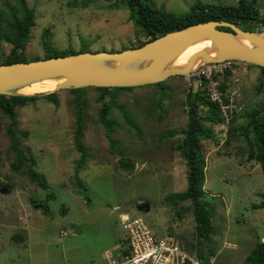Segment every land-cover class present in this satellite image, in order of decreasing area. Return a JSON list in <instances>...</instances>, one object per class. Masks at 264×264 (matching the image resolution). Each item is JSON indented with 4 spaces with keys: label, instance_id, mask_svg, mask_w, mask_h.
Masks as SVG:
<instances>
[{
    "label": "rangeland",
    "instance_id": "374dc122",
    "mask_svg": "<svg viewBox=\"0 0 264 264\" xmlns=\"http://www.w3.org/2000/svg\"><path fill=\"white\" fill-rule=\"evenodd\" d=\"M235 1L151 0V5L181 15L193 4L233 5ZM246 1H254L264 21V0ZM22 2L34 15L24 47L28 61L41 57L45 28L50 29L49 44L59 50L120 52L145 41L120 0ZM18 7V0H0V12L7 20L14 11L19 17ZM257 29L264 32V26ZM9 49L10 44L0 40V61ZM231 69L223 92L224 96L235 92L228 122L221 123L219 109L217 121L200 120L210 133L201 142L204 199L215 206L214 234L208 241L195 238L188 201L173 199L186 188V167L177 146L187 121L188 86L193 92L198 84L192 72L159 85L110 89L103 96L90 87L74 94L59 90L53 101L39 98L18 108L11 132L54 195L46 202L45 213L30 201L43 203L46 192L24 178L23 170L14 173L9 168L14 161L6 134L9 121L0 115V264L100 263L105 251L115 255L125 245L121 213L141 218L156 237L174 238L202 264H241L254 244L264 239V209H251L262 201L264 180L258 164L246 159L247 146L253 141L246 123L264 104V74L256 66L236 61ZM233 78L237 83L232 85ZM29 89L30 94L39 91ZM104 100L109 104L101 123ZM204 111L197 116H209ZM78 116L79 142L86 153L81 164L74 145ZM141 203L148 204L146 213L137 210ZM15 235L22 241H15Z\"/></svg>",
    "mask_w": 264,
    "mask_h": 264
},
{
    "label": "trees",
    "instance_id": "16d2710c",
    "mask_svg": "<svg viewBox=\"0 0 264 264\" xmlns=\"http://www.w3.org/2000/svg\"><path fill=\"white\" fill-rule=\"evenodd\" d=\"M121 4L127 8L130 13V20L136 27L139 28L141 35L145 38V41L139 43L137 47L160 37L166 33L183 29L190 25L203 23L206 21H225L233 24L237 28L246 32H259L257 29L259 26H264L259 16L258 10L254 1L236 0L233 5L220 2L218 4H193L187 12L181 15H174L167 13L159 9L154 8L151 5V0H120ZM19 2V17L15 11L11 12L9 20L3 17L0 12V40L10 44L8 53L0 61V64H12V63H24L30 62L24 55V47L30 39V31L34 26L33 9L24 6L22 0ZM3 27V28H2ZM222 31H229L227 28H220ZM50 35V29L45 28L41 33V57L32 58L31 61L49 59L54 57H62L71 54L83 53L86 50L81 48L75 52L71 48L56 49L48 42ZM131 49V48H125ZM123 49V50H125ZM264 74V69L259 68ZM219 81V92L223 95L224 88L227 85L226 74L218 75L214 74L213 79ZM196 89L191 92V84L188 86V91L185 95V104L188 108L187 121L185 129L182 130V140L177 146L178 151L184 161L186 167L185 183L186 188L183 192L174 195L173 199L179 201H188L189 208L191 210L194 221L195 238L208 241L210 236L214 234V228L211 224V218L215 212V206L204 199L205 193L203 191L204 185V170H205V158L202 153L201 142L207 140L210 133L204 129L200 120H218L219 111L215 103L210 102L207 99L206 91L203 87H199L203 84V81L198 80ZM154 84V85H159ZM101 93L108 94V90L114 91L126 90L131 88H93ZM78 89L69 90L71 93H76ZM39 98L44 100L53 101L54 93L46 95H32V96H2L0 95V115L7 118L9 121L6 134L10 141V150L14 156V161L10 164L9 168L15 173L23 170V177L29 182L36 185V187L46 192L44 202H34L31 200V204L34 208H40L43 213L47 210L46 202L54 198V195L49 191V186L45 178L34 170L35 162L31 157L25 156V154L18 148V144L15 140L14 134L11 132V127L15 124V112L18 108H22L29 103H34ZM76 103L82 106V102L79 96L76 95ZM109 103H102L100 110L99 120L102 121L107 113V106ZM205 109L204 113L209 114L199 117L198 112ZM79 113V111H77ZM202 118V119H201ZM80 116L77 118L78 124L75 130L74 145L79 152L78 163L84 162L86 157L85 151L81 148L79 142V135L81 129L79 125ZM247 127L252 134V144L247 146L246 159L254 160L260 169L262 178L264 180V104L260 111L252 112L248 116L246 123ZM129 167L127 164L125 165ZM262 201L258 204L251 205V209H264V191L261 194ZM62 214H65V208L61 209ZM15 235V241H22V237ZM241 264H264V239L263 241H257L248 255L243 259Z\"/></svg>",
    "mask_w": 264,
    "mask_h": 264
},
{
    "label": "water",
    "instance_id": "95a60500",
    "mask_svg": "<svg viewBox=\"0 0 264 264\" xmlns=\"http://www.w3.org/2000/svg\"><path fill=\"white\" fill-rule=\"evenodd\" d=\"M203 39L210 41L213 45L211 49L193 54L183 67H169L170 62L188 45ZM239 39H244L252 47L242 46ZM210 51H214V57H205V53ZM197 59L201 60V64L236 61L264 69V32L242 31L225 21H206L120 52H83L24 63L0 64V95L18 96L20 94L14 93V90L51 77L64 78L51 93L88 87L134 88L154 85L170 77L194 72L199 66L193 68ZM104 98L108 99L107 96ZM1 192L8 193V190ZM136 208L142 213L149 210L147 203H141Z\"/></svg>",
    "mask_w": 264,
    "mask_h": 264
},
{
    "label": "built area",
    "instance_id": "2783aa9c",
    "mask_svg": "<svg viewBox=\"0 0 264 264\" xmlns=\"http://www.w3.org/2000/svg\"><path fill=\"white\" fill-rule=\"evenodd\" d=\"M234 61L220 63H202L194 73L196 79L203 81L199 87L206 91L207 99L215 103L222 113L221 123L229 119V108H232L234 91L227 96L220 94L219 82L213 79L214 74L220 76L233 73L231 65ZM233 85L237 79L231 80ZM119 223L126 232L125 245L115 255L105 251L103 261L97 264H202L195 253L186 252L174 238L170 236H154L141 218L130 219L126 213L118 215ZM64 234V232H62Z\"/></svg>",
    "mask_w": 264,
    "mask_h": 264
},
{
    "label": "bare ground",
    "instance_id": "6f19581e",
    "mask_svg": "<svg viewBox=\"0 0 264 264\" xmlns=\"http://www.w3.org/2000/svg\"><path fill=\"white\" fill-rule=\"evenodd\" d=\"M238 42L246 47L250 48L252 47L251 44H249L247 41L244 39H239ZM213 45L208 41L207 39H203L200 41H196L190 45H188L184 50H182L169 64L170 68H179L183 67L184 65L187 64L189 61L190 57L200 51H204L205 49H211ZM205 53V52H204ZM205 57L207 58H213L214 57V51H210L209 53H205ZM198 65H201V60L197 59L193 65V68L197 67ZM192 68V69H193ZM189 75V74H188ZM64 80L62 77H51L47 79L40 80L38 82H34L30 85L23 86L21 88H18L14 90V93L17 92V94L24 95V96H32L36 95L38 93L41 94H48L51 93L56 85L58 83H61ZM29 88H37L39 91H34L28 93L30 91ZM36 93V94H34Z\"/></svg>",
    "mask_w": 264,
    "mask_h": 264
},
{
    "label": "crops",
    "instance_id": "0c3cea01",
    "mask_svg": "<svg viewBox=\"0 0 264 264\" xmlns=\"http://www.w3.org/2000/svg\"><path fill=\"white\" fill-rule=\"evenodd\" d=\"M261 241H262V239H261Z\"/></svg>",
    "mask_w": 264,
    "mask_h": 264
}]
</instances>
